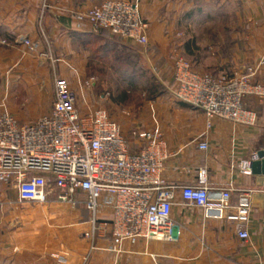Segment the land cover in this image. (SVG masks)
Wrapping results in <instances>:
<instances>
[{"label":"crops","instance_id":"crops-1","mask_svg":"<svg viewBox=\"0 0 264 264\" xmlns=\"http://www.w3.org/2000/svg\"><path fill=\"white\" fill-rule=\"evenodd\" d=\"M100 1L0 0V89L24 90L18 95L33 96L34 106L47 114L54 102L55 78L70 83L73 75L80 77L85 71L91 57L89 47L99 39V33L82 15ZM137 1L149 24V45L140 56L149 68L167 74L170 82L177 55L183 52L200 74L232 78L254 67L257 72L252 82L264 85V66H260L264 61V0ZM204 8L214 17L227 15L232 9L236 26L194 24L195 32L201 29L205 34L192 37L188 43L183 41L179 17L188 14L194 20L204 14ZM22 37L39 42L38 52L22 45ZM46 94L51 97L45 98ZM245 104L258 115L254 127L214 119L208 129L200 110L171 100L164 106L170 117H163L158 109L156 117L141 123V129H161L170 153L162 173L168 183L183 187L197 185L203 178L212 191L232 190L234 202L240 195L249 196V240L237 238L234 224L207 218L202 209L178 195L172 222L179 235L173 241L126 242L118 249L110 233V207L99 206L97 226H104V230L91 240L85 235L93 229V214L84 205L74 208L58 203L52 191L47 202L34 204L36 215L29 218V225L22 223L11 235H0V264H264V187L256 186V177L238 172L239 164L261 147L264 101L248 97ZM78 106L84 110L79 101ZM131 139L132 152H136L138 143ZM202 143L207 144L206 151L199 149ZM0 204L3 209L20 205L14 191L1 192ZM40 215L46 221H41ZM2 220L0 227L21 224L17 221L20 217Z\"/></svg>","mask_w":264,"mask_h":264},{"label":"built area","instance_id":"built-area-1","mask_svg":"<svg viewBox=\"0 0 264 264\" xmlns=\"http://www.w3.org/2000/svg\"><path fill=\"white\" fill-rule=\"evenodd\" d=\"M82 19L93 31H106L121 44L149 45V24L137 0H101ZM19 42L32 53L40 48L39 42L25 37ZM256 72L257 68L249 67L239 77L215 78L198 73L190 62L177 57L172 75L174 98L200 110L208 129L214 119L254 127L258 115L247 108L245 100L264 101V85L252 82ZM78 100L69 81L57 77L52 108L34 123L21 124L8 113L0 114V186L16 192L17 203L44 204L55 191L58 203L74 208L84 205L93 214V229L85 235L91 240L104 230L96 218L103 203L112 209L110 233L119 249L126 242L173 241L179 231L172 212L180 195L207 218L234 224L237 238L249 240L252 203L247 194L234 202L232 190L212 191L203 178L197 185L168 183L162 173L170 153L158 126L133 132L139 148L132 152L121 126L106 110L83 112ZM199 149L206 151L208 146L202 143ZM255 160L256 153L242 161L239 174L252 176Z\"/></svg>","mask_w":264,"mask_h":264},{"label":"rangeland","instance_id":"rangeland-1","mask_svg":"<svg viewBox=\"0 0 264 264\" xmlns=\"http://www.w3.org/2000/svg\"><path fill=\"white\" fill-rule=\"evenodd\" d=\"M203 12L204 14L198 15V18L194 20H192L193 17L187 19L184 15L179 17L180 19L178 18L181 22L183 33V37H181L183 41L188 43L192 37L196 38V35L205 34V31L201 29L195 32L194 24L210 23L236 26L237 20L232 9H230L229 14L222 17H214L212 14H207L205 8ZM99 34L104 39L103 43L106 41H110L108 42L109 44L111 41L119 42L108 32H99ZM218 34L224 35L222 31H219ZM126 45L132 50L129 52L119 51V54L114 53L116 57L120 58L118 60L116 57H113L115 56L114 54H111L105 60H99L100 57L94 58L92 55L93 50L89 49L91 57L84 73L80 77L73 75V80L70 83L71 89L77 94L78 101L81 103L82 108H84L83 112L88 108L106 110L110 118L121 126L130 146L133 142L131 139L133 132L142 130L141 123H145L151 117H156L158 109L162 112L163 117H166L165 114H167V117H170L169 111H165L164 108L166 102H170L171 100L175 104L178 102L174 98L172 80L170 82L169 78L167 79V74L161 75L156 69L149 68L145 59L140 56L139 52L144 50V47L132 44ZM177 57H182L188 62L191 61L183 52L178 54ZM142 72L146 74L143 75ZM152 83L158 85L156 91H153ZM20 92H24V90L16 88L0 89V114L8 113L21 124L34 123L46 114L41 110V107L37 108L34 106L33 96H19ZM48 96L51 97L50 95ZM48 96L46 94L44 97L48 98ZM130 148L131 151L135 150L134 146H130ZM5 191V189H0V193ZM35 211L34 204H20L18 207H5L4 209L0 204V224H3L2 219L4 218H21V220H17L20 221V225H1L0 235H11L14 228L22 226V223L23 226L29 225V218H33L36 215ZM39 217L41 221L42 218L44 219L43 221H46L45 217L41 215ZM26 232L29 235L28 229Z\"/></svg>","mask_w":264,"mask_h":264},{"label":"trees","instance_id":"trees-1","mask_svg":"<svg viewBox=\"0 0 264 264\" xmlns=\"http://www.w3.org/2000/svg\"><path fill=\"white\" fill-rule=\"evenodd\" d=\"M185 17L187 19H190V18H192V15H185ZM99 32L101 33V32H106V31H99ZM99 32H97V33H99ZM97 40H96V43H93L89 47V49L90 50H93L92 55H93L94 58L100 57L99 60L100 59L101 60H105L108 56H111V54H114V53L119 54V51L129 52L130 50H132L130 47L124 46L121 43L115 42V41H111L110 44L108 43L110 41H108V42L106 41L105 43H103V40L104 39H102V37H101L100 34H99V39H97ZM113 57L115 58L116 55L113 56ZM116 58H117V60L120 59V58H118V56ZM94 60H96V59H94ZM142 74L145 75L146 73L145 72H142ZM152 84H153V91H156L158 89V85H154V83H152ZM131 85H133V83H131Z\"/></svg>","mask_w":264,"mask_h":264},{"label":"water","instance_id":"water-1","mask_svg":"<svg viewBox=\"0 0 264 264\" xmlns=\"http://www.w3.org/2000/svg\"><path fill=\"white\" fill-rule=\"evenodd\" d=\"M261 147L256 152V160L251 163V175L256 177V186L264 187V133L260 136Z\"/></svg>","mask_w":264,"mask_h":264}]
</instances>
